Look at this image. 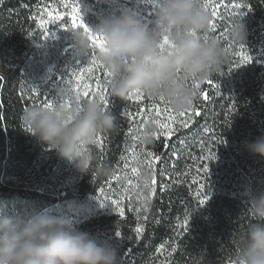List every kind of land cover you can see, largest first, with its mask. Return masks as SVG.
<instances>
[{"label":"trees","instance_id":"1","mask_svg":"<svg viewBox=\"0 0 264 264\" xmlns=\"http://www.w3.org/2000/svg\"><path fill=\"white\" fill-rule=\"evenodd\" d=\"M73 2L79 4L88 26L114 10L96 0H0V204L24 213L30 210L28 205L49 210L71 191L94 198L114 188L122 161L134 154L146 162L155 191L147 189L142 202L118 222L116 247L122 264H231L238 237L249 222L245 189L264 187V160L242 146L245 140L264 136V70L240 58L251 47L258 26L264 25V0H203L211 17L210 32L220 38L231 24L241 21L247 29L246 44L225 45L229 60L222 73L209 80L211 84L198 85L192 106L198 114L191 116L189 127L172 125L177 130L170 139L159 127L151 144L142 139L147 98H112L105 71H85L91 55L74 69L80 58L73 52L68 31ZM118 7L135 10L146 19L155 11L153 0H120ZM48 12L63 16L64 25L45 23V34L41 19L47 20ZM69 88L74 96L77 89L88 90L89 97L80 92L81 99L100 102L105 98L101 89H107L108 110L115 113L120 127L117 134L99 137L95 157L98 166L111 169L108 176L72 170L65 177L67 162L21 129L24 110L54 100L57 90ZM185 112L190 115L191 108ZM210 153L214 159L208 158ZM198 192L207 195L205 205L198 203ZM186 215L185 229L181 225ZM92 226L85 221L79 227L100 236ZM137 226L143 229L139 234Z\"/></svg>","mask_w":264,"mask_h":264},{"label":"clouds","instance_id":"2","mask_svg":"<svg viewBox=\"0 0 264 264\" xmlns=\"http://www.w3.org/2000/svg\"><path fill=\"white\" fill-rule=\"evenodd\" d=\"M96 2L114 10L97 16L88 33L69 28L71 47L81 60L95 51L97 62L109 74L107 88L115 100L142 94L153 102L163 100L177 114L185 112L197 99L193 85L222 73L229 60L225 45L236 48L247 41L241 21L220 38L213 35L203 0H155L151 19L118 7L120 0ZM89 33L104 41L102 48H94ZM65 99L63 90H57L52 107L24 110L21 129L79 174L110 175V168L96 163L95 146L98 137L119 132L117 116L98 99L77 103L73 97L71 106ZM156 131L145 125L143 142L151 144ZM242 146L264 160V136L245 140ZM140 180L150 182L151 172L142 170ZM244 201L249 222L238 237L231 264H264V187L246 188ZM28 207L19 213L0 204V264H122L120 251L110 240L78 226L74 202H65L62 212Z\"/></svg>","mask_w":264,"mask_h":264},{"label":"rangeland","instance_id":"3","mask_svg":"<svg viewBox=\"0 0 264 264\" xmlns=\"http://www.w3.org/2000/svg\"><path fill=\"white\" fill-rule=\"evenodd\" d=\"M51 23L61 28L64 25V20L58 19ZM251 39V47L245 52V55L250 56L251 60L246 61V63L261 65L264 70V25L258 26V30L253 33ZM82 63L83 60L81 59L73 63L74 69H79ZM53 75L54 74L51 76ZM79 92L83 91L79 90ZM74 93L71 91L70 94L74 97ZM157 104H159V102H153L151 100L146 102V105L149 106V109L152 108V111H148V117H144L145 121L143 123L145 125L150 124L156 129L159 128L157 121L163 118H158L154 115L153 106ZM160 106L162 108L168 106L171 110V115L176 113L169 105ZM176 115L178 116L179 114L176 113ZM127 155L124 161H122L117 174H115V181H112L114 184L112 190L100 191L94 198H83L80 194L71 191L65 195L66 198L64 200L59 201L56 206L49 210L53 212H62L65 202L72 201L79 210V214L76 216V223L78 226L87 221L90 226L93 225L91 229H95L102 238L110 240L114 245L116 244L115 246L119 245L118 240H120V238L116 235L119 231L118 222L123 219L125 214L132 213L135 205L142 202L144 192L147 191L140 180V173L142 170H146V162L142 164L134 154ZM133 169H136V171L133 172ZM72 170L74 169L66 163L63 172V174L66 175L65 177H68L67 175H69ZM121 213H123V215H121Z\"/></svg>","mask_w":264,"mask_h":264},{"label":"snow or ice","instance_id":"4","mask_svg":"<svg viewBox=\"0 0 264 264\" xmlns=\"http://www.w3.org/2000/svg\"><path fill=\"white\" fill-rule=\"evenodd\" d=\"M153 3H154V7H155V0H153ZM206 7H207V5H205V8ZM212 15L215 16L216 12L213 11ZM68 16L70 17L71 27L72 28H82L86 33L89 32L88 25L82 19L80 6H79L78 3L73 2L71 4V11L68 13ZM58 19L62 20L63 16H61L60 14L53 15L51 12L47 13V20H44L43 18L41 19V28L43 29L45 34H47V29L44 28L45 23L55 22ZM89 38H90L91 43L94 46V48H97V47L102 48L103 47L104 41L99 36H93V35H91L89 33ZM166 42H167V40L165 39V43ZM240 58H241L242 61H245V62L251 60L250 56L244 55L243 53H240ZM95 68H102V66L97 62L96 56H95V51L93 50V52L91 54L90 67L88 69H86L85 71L91 72ZM73 75H77V74L73 73ZM105 75L107 77H109V74L107 72H105ZM62 78L63 77H61V79ZM107 81H108V79H107ZM107 81H106V83H107ZM68 83L71 84V81H69ZM209 83L211 84L212 82L209 81ZM193 86L194 87H198V85H193ZM71 91H72L71 88H69V89L64 91V94L67 97L65 99L64 103L68 104L69 106H71V104L73 102V100H72L73 96L70 94ZM101 92L105 96V98H103L101 100V103L104 105V107L106 109H108L109 100L106 98L107 97V89L106 88L101 89ZM89 95H90V93H89L88 90H85L83 92V97L88 98ZM91 95L94 97L95 93H91ZM136 96H139L141 98L143 97L142 94L136 95ZM74 97H75L77 103H79L82 100L81 99V94L79 92V89H77L76 95ZM53 103H54V100H48V101H45L43 103V106L50 108V107L53 106ZM160 105H168V104H166L163 100H161V101H159V104L153 106L155 117H158V118L163 117L161 120H158L157 123L159 124V127L162 130L161 135H164L165 138H167V139H170L172 137V135L174 134V132L177 130L174 127H172V125L178 123L181 127L187 128V127H189V121L191 120V116L198 114L196 109L194 107H191V114L190 115L186 114L185 112L179 113L178 116L171 115L170 114L171 110H170V108L168 106H165V107L162 108ZM149 111H152V108H150ZM181 118H183V119H181ZM181 142H183V141H181ZM97 143H101L99 137L97 138L96 144ZM101 146H102V144H101ZM148 155L151 156L152 153H149ZM208 158L209 159H214L215 156L210 153ZM156 159L158 160L159 158L157 157ZM203 170L205 172H207L208 168L204 167ZM135 171H136V169H133V172H135ZM151 176H152V173H151ZM154 183H155V181L153 179H151L150 182L143 183V187L145 189H148V190L154 192L155 189L150 188V185H152ZM201 188H203V186H201ZM197 196H198V203L200 205H205L207 203L208 197H207L206 194H204L203 192H198ZM121 215H123V213H121ZM187 224H188V217L186 215L185 218H184V222L181 225V227L186 229L187 228ZM135 231L139 234V233H141L143 231V229H142L141 226H137ZM116 235L119 236L120 232H117ZM163 247H164V245H161V248H163Z\"/></svg>","mask_w":264,"mask_h":264}]
</instances>
